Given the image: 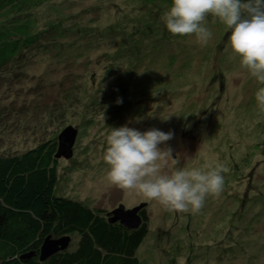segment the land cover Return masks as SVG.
I'll return each mask as SVG.
<instances>
[{"label": "rangeland", "instance_id": "374dc122", "mask_svg": "<svg viewBox=\"0 0 264 264\" xmlns=\"http://www.w3.org/2000/svg\"><path fill=\"white\" fill-rule=\"evenodd\" d=\"M171 6L9 5L0 13V34L22 23L28 34L6 38L17 50L0 66V154L57 139L71 126L77 133L71 154L56 157L54 194L104 214L145 203L147 233L136 251L143 264H264V113L255 99L264 85L240 66L231 30L210 14L207 45L172 35L161 19ZM124 125L173 133L167 146L175 160L161 162L165 174L224 164L220 196H208L197 214L168 212L109 184L106 138ZM77 243L74 235L67 248Z\"/></svg>", "mask_w": 264, "mask_h": 264}, {"label": "trees", "instance_id": "16d2710c", "mask_svg": "<svg viewBox=\"0 0 264 264\" xmlns=\"http://www.w3.org/2000/svg\"><path fill=\"white\" fill-rule=\"evenodd\" d=\"M30 1L0 0V13L7 15L9 5L20 8ZM11 31L0 34V66L17 50L16 42L6 38L28 34L25 23ZM57 149L55 138L20 153L0 154V264H143L136 251L147 233L145 208L139 214L141 225L130 230L108 222L102 209L56 196ZM44 233L53 238L78 235L77 246L40 261Z\"/></svg>", "mask_w": 264, "mask_h": 264}, {"label": "clouds", "instance_id": "9594fccd", "mask_svg": "<svg viewBox=\"0 0 264 264\" xmlns=\"http://www.w3.org/2000/svg\"><path fill=\"white\" fill-rule=\"evenodd\" d=\"M209 14L231 30L230 47L241 58L240 66L264 85V0H172L161 19L172 35L194 36L205 46L212 37L205 26ZM255 99L264 113V87L258 89ZM172 138L171 131L156 128L145 132L127 125L112 128L103 155L109 166L106 180L157 202L165 211L197 214L208 196H220L224 189L222 174L229 169L217 162L163 173L161 162L175 160L172 148L167 146Z\"/></svg>", "mask_w": 264, "mask_h": 264}, {"label": "water", "instance_id": "95a60500", "mask_svg": "<svg viewBox=\"0 0 264 264\" xmlns=\"http://www.w3.org/2000/svg\"><path fill=\"white\" fill-rule=\"evenodd\" d=\"M77 131L71 127H65L57 136L58 149L55 157H60L61 154L68 157L71 154V147L73 146ZM145 203L125 209L123 205H118L111 212L106 213L107 220L110 223H119L127 229H136L142 223V218L139 215L140 211L145 208ZM70 237L68 235L59 238H53L47 235L39 248V260L44 261L53 254L67 249ZM33 255L30 253L27 256Z\"/></svg>", "mask_w": 264, "mask_h": 264}, {"label": "bare ground", "instance_id": "6f19581e", "mask_svg": "<svg viewBox=\"0 0 264 264\" xmlns=\"http://www.w3.org/2000/svg\"><path fill=\"white\" fill-rule=\"evenodd\" d=\"M203 77L205 76V75H202ZM162 88V87H161ZM251 116V115H250Z\"/></svg>", "mask_w": 264, "mask_h": 264}, {"label": "flooded vegetation", "instance_id": "af4514ba", "mask_svg": "<svg viewBox=\"0 0 264 264\" xmlns=\"http://www.w3.org/2000/svg\"><path fill=\"white\" fill-rule=\"evenodd\" d=\"M140 213H141V211H140ZM140 213H139V214H140Z\"/></svg>", "mask_w": 264, "mask_h": 264}]
</instances>
